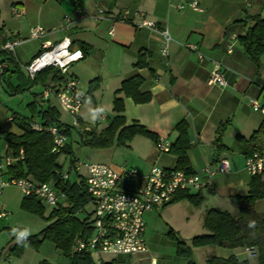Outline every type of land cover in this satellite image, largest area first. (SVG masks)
<instances>
[{"label":"crops","instance_id":"obj_1","mask_svg":"<svg viewBox=\"0 0 264 264\" xmlns=\"http://www.w3.org/2000/svg\"><path fill=\"white\" fill-rule=\"evenodd\" d=\"M191 1L15 0L9 10L6 9L10 16L25 18V26L10 25V20H6L8 23L2 21L0 32L3 43L13 38H26L29 30L34 27L44 30L45 34L40 39L19 45L18 51L16 47L15 57H11L14 64L7 62L8 70L0 84L16 94V87L28 80L24 66L38 56L41 44H56L68 37L72 48L83 53V59L69 70V76L79 81L84 93L77 117L78 127H71L70 116L60 110L54 95L49 96L44 110L54 108L62 132L69 130L70 137H66L65 145L67 151L60 153L68 161L67 171L78 169L72 173V177L84 180L86 172L82 175L80 169L85 171L84 165L88 163L107 165L117 173L131 169L136 171V176L131 179L122 178L119 183L125 181L126 185L118 188L137 192L144 187L152 167L175 168L176 157L170 152L159 153L156 141L164 140L172 146L177 139L175 127L184 122L190 143L187 158L192 172L202 173L206 167L216 169L220 159L228 161L229 171L213 176L212 187L198 193L202 200L198 206L186 200L170 204L178 206L184 202L189 203L200 212L203 219L210 209L224 210L236 216L238 208L234 199L247 195L251 181L245 172L246 156L240 138L248 140L264 125V115L254 111L251 104V100L264 104V56L259 59V68L248 58L237 40L245 33L247 26L239 21L246 15L264 18V0H198L199 11L188 7ZM15 5L21 6L20 10L15 11L17 15L12 12ZM178 6L183 8L178 9ZM99 11L103 12L101 16L98 15ZM124 11L129 14L127 23L120 21ZM65 17L71 21L68 30L60 28ZM143 20L154 23L160 30H167L171 39L167 57L161 54L160 35L147 28H137L136 25ZM111 29L113 35L109 36ZM26 43L31 45L24 51L20 46ZM187 45L194 46L196 52L187 49ZM196 53L201 54L203 60H199ZM139 60L144 63L143 67L137 66ZM215 64L222 67L221 73L226 83L224 87L208 85ZM132 77L143 80L139 91L149 93L151 98L145 104H134L129 98L123 99V127H143L156 140L134 136L129 142L120 145L117 143L118 131L107 148L86 146L81 135H100L110 124L116 116L113 111L114 99L119 97L116 92L122 82ZM15 80L17 86L13 84ZM42 88L43 92L46 87ZM32 95V102L28 106L33 114L30 117L12 115L7 121L13 123L17 131L7 133H23L13 119L29 122L38 118L36 104L40 94ZM62 115L69 121L63 122ZM37 122L42 123L40 119ZM222 125L225 128L221 148L218 149L214 140ZM4 136L0 160L9 155ZM73 143L88 150L89 160L79 161L72 151ZM119 150L128 152L124 163L117 162L116 152ZM9 176L12 175L8 169L4 178ZM254 211L264 214V199L254 203ZM213 249L214 257L235 256L240 261L258 264L256 257H250L246 249ZM133 258L147 260L146 257Z\"/></svg>","mask_w":264,"mask_h":264},{"label":"built area","instance_id":"obj_2","mask_svg":"<svg viewBox=\"0 0 264 264\" xmlns=\"http://www.w3.org/2000/svg\"><path fill=\"white\" fill-rule=\"evenodd\" d=\"M188 7L193 11H199L198 0H192ZM182 9V6H178ZM14 14L17 15L15 11ZM103 12L99 11L98 15ZM129 14L124 11L120 21H128ZM71 21L65 17L62 30H68ZM137 28H147L162 39L161 54L164 57L168 55V45L171 41L166 29H158L156 25L149 21H141L136 25ZM45 31L34 27L28 32L26 38H13L0 45V83L8 70L5 55L15 57V49L19 45L29 40L40 39ZM113 35V30L108 32ZM187 49L196 52V48L191 45ZM197 58L203 60L199 53ZM83 59V53L78 49L72 48V43L68 37L63 38L56 44L44 42L41 44V50L38 56L28 65L24 66V71L30 81L47 68L57 69L65 80L57 87H46L43 92L37 96V105L40 111L44 110L50 95H54L61 111L67 113L71 118V127H78L77 117L84 101L79 81L69 76L70 68ZM221 65L215 64L208 80V85H226L222 73ZM254 111L264 115V104L260 105L251 100ZM32 132H46L52 140V152L60 153L66 145V136L62 130L56 126L46 127L43 123L36 120H30L28 124ZM171 145L167 141L159 140L156 143V150L159 153H168ZM23 157V151H19L18 158H12L10 155L0 160V196L5 188L15 187L24 198H35L42 204L56 208L66 199L59 191L52 188L47 183H36L29 179L15 178L9 176L4 178L8 169H11L15 163ZM85 167V189L89 196V203L85 207L83 214L85 218L78 220L84 223V232L81 237L74 241L72 247L73 253H89L95 256L96 264H114V260L103 262L102 257L116 258L119 256L128 257H146L148 264H157L154 258H149V251L143 239L145 213L157 211L172 203L176 194L180 192L199 193L205 188L212 187V178L216 173H227L229 163L226 159H220L216 169L206 167L202 173L185 174L182 171L173 169H161L152 167L147 175L144 187L137 192H128L120 190L119 181L122 178L131 179L136 176V171L123 169L122 173H117L109 166L98 163H88ZM245 172L252 177L264 179V151L253 153L245 159ZM71 173L78 169H69ZM7 213L0 211V221L6 220ZM250 257L255 258L256 254L252 249H246Z\"/></svg>","mask_w":264,"mask_h":264},{"label":"trees","instance_id":"obj_3","mask_svg":"<svg viewBox=\"0 0 264 264\" xmlns=\"http://www.w3.org/2000/svg\"><path fill=\"white\" fill-rule=\"evenodd\" d=\"M247 26L245 33L237 38L239 44L244 49L248 58L259 68V59L264 56V18L260 16L246 15L239 21ZM3 43L0 32V44ZM81 49L84 50L82 46ZM86 52V51H85ZM8 63L14 64L11 56L3 55ZM137 66L143 67L144 63L139 60ZM65 77L57 69L47 68L37 74L33 81L25 80L18 87L15 93L23 91L24 83L40 85L43 87L55 88L63 82ZM143 84L140 77H132L122 82L114 99L113 111L116 116L110 124L95 136L93 133L82 134L86 146L92 148H107L112 142L115 134L118 132V144L129 142L134 136H142L149 139L155 137L148 133L143 127L132 125L123 127V99L129 98L134 104H145L150 101L149 93H140L139 89ZM37 117L46 127L56 126L61 129L57 120L58 113L54 108H47L44 111H38ZM17 126L23 131L21 135L7 133L4 136L12 158H18L19 151H23V157L9 169V173L15 178H24L36 183H47L55 190L62 193L66 200L63 204L53 208L51 216L53 222L39 234L27 237L25 241L18 242L17 236L15 244L10 253H18L24 245L36 247L44 239L53 242L55 247L61 253L68 257V264H96L93 257L88 253H73L72 247L76 238L81 237L84 232V223L76 218V215L83 213L89 203V196L86 193L83 179L72 177L70 170L63 171L62 163L58 161L61 153L52 152V140L46 132H32L28 124L23 119L16 120ZM123 127V128H122ZM225 126L219 127L214 140L218 149L221 148V138ZM177 139L170 148V153L176 157V165L173 170L182 171L189 175L192 170L189 166L187 151L190 149V143L187 136V127L184 122L176 125ZM66 137H70L68 129L63 131ZM156 140V139H155ZM244 147L246 158L253 153L264 151V125H261L256 132L248 139L240 138ZM157 142V141H156ZM67 146L62 150L66 153ZM264 199V180L259 177H252L248 186L247 195L234 199L238 208V214L232 216L229 212L220 209L208 210L203 219L202 228L204 234L195 236L191 239V246L194 248H222L233 250L237 248L252 249L256 254L258 264H264V214H257L254 211V203L257 200ZM186 200L194 206L201 203L199 194L189 195L186 192H180L175 195L172 203ZM22 208L27 211L40 213L42 204L35 198H23ZM183 243L177 241V249L182 255L189 256V249L183 248ZM44 264V263H41ZM190 264H193L190 262ZM206 264H249L247 261H240L235 256L228 258H218L211 256Z\"/></svg>","mask_w":264,"mask_h":264},{"label":"rangeland","instance_id":"obj_4","mask_svg":"<svg viewBox=\"0 0 264 264\" xmlns=\"http://www.w3.org/2000/svg\"><path fill=\"white\" fill-rule=\"evenodd\" d=\"M15 0H0V23L10 20V25L15 24L24 28L25 18L17 19L10 16L7 11L11 3ZM7 7V9H6ZM20 5H15L13 11L20 10ZM8 23V21H6ZM23 25V26H22ZM31 45V43H30ZM29 43L20 46L24 51L30 47ZM19 47L16 51H18ZM17 80L13 81L16 85ZM17 86V85H16ZM15 86V87H16ZM23 91L14 94L7 86L0 84V151L2 152V138L7 132H16V126L8 122L7 119L14 114L30 117L33 114L29 108L32 102V94H41L42 86L23 84ZM37 111H40V108ZM45 108V107H44ZM32 120L39 121L38 118ZM63 122L69 119L61 116ZM72 151L77 155L79 161H87L88 150L82 149L76 143L72 144ZM117 162L127 161V151L119 150L116 152ZM87 154V155H86ZM58 161L62 163L63 171H67L68 161L65 156L60 155ZM84 169H80V174H85ZM125 181L119 183L123 188ZM24 196L15 187L7 188L0 196V211L7 213L6 220L0 221V264H68L69 259L58 250L53 242L44 239L36 247L24 245L18 253H10L15 244L16 236L20 232L27 231V237L35 236L47 228L52 222L51 213L53 208L42 204L40 213H34L22 208L21 203ZM80 219L85 218V213H79ZM144 234L143 239L149 251V258H154L157 264H206V261L214 256L213 248H194L191 246V239L205 233L202 228L203 216L197 212L196 208L189 203H182L178 206L168 205L164 208L144 215ZM15 230V233H14ZM177 241L183 243V248L189 249V256L182 255L177 249ZM226 250V249H224ZM96 260L95 256H93ZM103 262L114 260V264H148V260H139V258H130L128 256H119L116 258L102 257Z\"/></svg>","mask_w":264,"mask_h":264},{"label":"clouds","instance_id":"obj_5","mask_svg":"<svg viewBox=\"0 0 264 264\" xmlns=\"http://www.w3.org/2000/svg\"><path fill=\"white\" fill-rule=\"evenodd\" d=\"M14 233H15V230H14ZM28 235H29V233H28L27 231L20 232V233L17 235V240H18V242H23V241H25Z\"/></svg>","mask_w":264,"mask_h":264}]
</instances>
